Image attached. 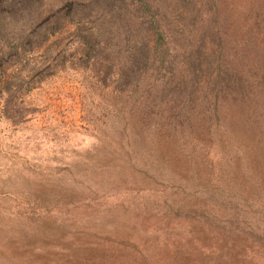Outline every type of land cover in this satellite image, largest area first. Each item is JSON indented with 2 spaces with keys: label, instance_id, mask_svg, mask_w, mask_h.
<instances>
[{
  "label": "rangeland",
  "instance_id": "rangeland-1",
  "mask_svg": "<svg viewBox=\"0 0 264 264\" xmlns=\"http://www.w3.org/2000/svg\"><path fill=\"white\" fill-rule=\"evenodd\" d=\"M19 1L0 0V264H264V223L225 227L230 209L200 196L220 175L258 195L244 170L264 164V0H216L217 20L198 11L192 30L174 20L176 0H146L174 69L148 70L150 97L138 100L127 99L121 19L113 25L106 0ZM193 37L206 49L194 84L179 73ZM217 62L262 97L251 108L236 101L239 84L222 89L215 124L214 91L211 107L201 97ZM184 101L187 120L176 116ZM160 192L180 202L165 208Z\"/></svg>",
  "mask_w": 264,
  "mask_h": 264
},
{
  "label": "trees",
  "instance_id": "trees-1",
  "mask_svg": "<svg viewBox=\"0 0 264 264\" xmlns=\"http://www.w3.org/2000/svg\"><path fill=\"white\" fill-rule=\"evenodd\" d=\"M176 1H177L176 3L177 6L175 7L176 10L174 14L175 17L174 20L177 23L182 24V26L186 25L185 27L187 29H188V25L190 26L191 30L196 27L197 23L200 20V19L198 20V13H197L198 11H199V15H201L202 12L204 14L208 13L207 15H209V19L211 18L210 20L213 21H216L217 15L220 14L219 9L216 7L217 6L216 0H176ZM194 1L200 3L201 5L200 6L201 8L199 7L200 9L195 8L196 5L194 6L192 5V2ZM19 2H22V0H20ZM133 3L140 4V6L138 7L139 10H137L138 15H136L135 11H133L131 14L129 13L130 11L128 9V5L130 4L133 5ZM106 5L108 6L107 11H109L108 13L110 14V19L112 18L115 21L113 24L114 26L117 23L118 19H121L120 20L121 23H119L118 26L117 27L115 26L114 28L116 29L114 31V34L118 35L119 37L122 36L124 37V40L123 39L120 40L119 43L120 52L117 53L116 57L120 58V56L123 53L128 58V61H126L127 69H123L124 74L122 79L124 82L127 83V86H125L126 92L129 95L127 99H131L132 97L136 96L135 98L138 100L145 93H147L148 97H150L151 85L148 82L145 83V81H143L145 80V75L147 74V71L152 70L155 73H161L167 70L168 72H171L173 74V69H174V67H172L170 63H168L169 61L168 54L170 53L168 46L169 38L167 37L166 31L162 30L158 24L157 20L159 18V13L155 8L149 6V3L146 0H106ZM191 6H193V8H191ZM67 15L70 16V13H68ZM184 18L186 20L193 18L192 25L188 24ZM255 21H257L258 25L261 24L262 26H264V13L262 15L256 16ZM57 29H59V25H57L55 28H51L49 31L53 35L57 31ZM257 30L259 31V29ZM213 32L214 33H211L210 35L212 36V38H214V41H216L218 45V60H220L222 57V44H221L222 36L219 33V30L216 28L214 29ZM261 35L262 34L260 32L256 34L258 38L261 37ZM83 40L84 42H86V35L83 36ZM192 42L195 43L194 47L186 50L184 52L185 54L184 57L181 58L182 60L181 63L183 67L180 69L179 73L180 75H182L184 79H189L190 80L189 82L194 84V77L196 76V74L198 76H201L203 73L205 74L202 67L200 55L205 54L206 49L202 44L199 43V39L197 42L196 38L193 37ZM263 46H264V41H263ZM106 64L109 67H111L112 65V63L108 61H106ZM216 67L217 68L211 70L210 72V76L214 82V85L213 82L208 83V85L206 84L203 97H201L208 101L207 108L211 107L208 94L213 93L214 91V96H215L214 111L208 115L209 121L211 119V121L215 122V124H218L221 121L218 113L219 111L217 108L219 97L223 94L222 89L225 90L229 89L226 91V93L230 94L233 90V86H235V83L239 84V89L243 91L241 92L242 96L240 98H237L236 97L237 95H235V97L237 98L236 101H243V102L246 101L247 102L246 105H251V108L253 107L256 108L258 103L260 102L259 100L257 101V99H261L262 97L261 96L262 91L258 95L256 90L254 92V89L258 88V86L254 84V86L251 87L252 89L250 90V92L248 93L244 92L243 89H245L244 88L245 82L242 80V76H241L242 73L238 72L236 76L233 77L229 74V71H225L223 73L219 69L221 67V64L219 62L216 63ZM189 70L192 72V75H190ZM130 72L136 73L137 76H135L134 78L131 77L132 75L130 74ZM162 90H164V88ZM176 94L180 95L182 93L178 92ZM189 94H192L194 98L198 99V95L195 91H192ZM227 97L229 96L223 95L220 97V100L223 101V99ZM182 99L186 100L185 97H182ZM183 105H184V109H182V112L179 111L180 113L176 114V116L183 120H187L186 117L188 116V114L187 115L186 113L183 114V112L184 111L190 112L191 114L192 109H187V104H185V101ZM166 108L167 107L165 105V109ZM263 118L264 117H262V119ZM245 165H246L245 166L246 169L244 171H246V173L247 170L251 171L250 176L254 182V186L256 187V192L258 194L256 196L247 197L243 195L228 182L226 176L224 178L221 175L220 178L224 180V182H222L221 184H219V181L217 180L214 181L216 177L213 178L211 176L210 178L212 181H210L209 184L207 183L206 185L204 184L203 186L200 185V188L203 189V193H202L203 195L200 196L205 198V194H206L207 200L212 201V204L214 205L215 209H217L218 206L223 207V209L224 208L230 209L229 212L228 210H225V216H221L222 218L225 219L224 226L230 227L236 225L235 228H238L241 231L245 230L246 227H249L250 225L249 219L257 218L261 223H264V164H261L260 170L258 171L251 170L248 167V163H246ZM215 182H217L218 184ZM167 196L164 195V193L161 195L160 197L161 203H163L165 208H175L174 206L177 205L175 203L177 202L179 203L180 201L171 200V199L169 200L167 199L169 196L168 197ZM192 196H194V194H192L189 197L192 199Z\"/></svg>",
  "mask_w": 264,
  "mask_h": 264
}]
</instances>
